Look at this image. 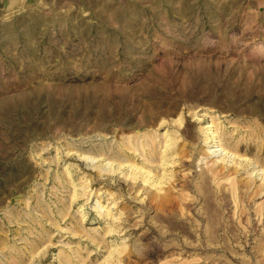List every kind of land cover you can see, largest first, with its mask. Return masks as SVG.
I'll return each instance as SVG.
<instances>
[{"label": "rangeland", "instance_id": "rangeland-1", "mask_svg": "<svg viewBox=\"0 0 264 264\" xmlns=\"http://www.w3.org/2000/svg\"><path fill=\"white\" fill-rule=\"evenodd\" d=\"M259 165L264 0H0V264H264Z\"/></svg>", "mask_w": 264, "mask_h": 264}, {"label": "bare ground", "instance_id": "bare-ground-1", "mask_svg": "<svg viewBox=\"0 0 264 264\" xmlns=\"http://www.w3.org/2000/svg\"><path fill=\"white\" fill-rule=\"evenodd\" d=\"M181 118V117H180ZM179 118V119H180ZM178 123V122H177ZM213 123V122H212ZM212 123L210 122L209 123V125H207V128H206V130H205V135H204V140H203V142H204V145H205V147L207 148V150L209 151V154H215V155H219V157H220V161H222L223 163H227V165L228 164H231L232 163V165L233 164H237L236 162H238V166L241 164V162H243L244 163V161H241V157H239L237 154H235V153H232V152H230L229 150H227V148H224L223 147V145L221 144V142L219 141V139H218V135H217V132H216V130H215V128L213 127V125H212ZM180 125V124H179ZM161 126V125H160ZM160 128V127H159ZM163 134H166V136H165V138H164V143H163V150H161L162 152H161V155H160V160H161V163H160V165L161 166H163L164 168H167L168 167V164H172V163H174L173 162V160H171V157L173 156L170 152H171V150L173 149V147L174 146H176L175 144H177L176 143V138H173L172 136H171V134L170 133H168L167 131H164V133ZM175 134V133H174ZM204 134V133H203ZM147 136V135H146ZM163 137V136H162ZM152 140V139H151ZM129 142V141H128ZM225 145V144H224ZM131 148V147H130ZM129 148V149H130ZM237 148V147H236ZM128 150V149H127ZM132 151H135L134 149L132 150ZM137 152V151H136ZM135 152V153H136ZM208 153V152H207ZM214 155V156H215ZM85 157V156H84ZM83 157V158H84ZM87 158H88V156H87ZM87 158H84V159H87ZM83 159V160H84ZM244 159V158H243ZM92 161L94 160V158L93 159H91ZM246 160H248V159H246ZM245 160V161H246ZM95 161V160H94ZM218 161V160H217ZM219 161V162H220ZM249 162V161H248ZM126 163V162H125ZM221 163V162H220ZM250 163H251V160H250ZM255 163V162H254ZM112 164V163H111ZM159 164V163H158ZM108 167H109V165H110V163L108 162L107 164H106ZM113 165V164H112ZM111 165V166H112ZM122 165V164H121ZM242 165V164H241ZM258 165V164H257ZM225 166V165H224ZM236 166V165H235ZM237 166V167H238ZM260 166V165H259ZM120 167V166H119ZM160 167V166H159ZM227 167V166H226ZM233 167H234V165H233ZM241 167V166H240ZM255 167V166H254ZM121 168V167H120ZM260 168H261V166H260ZM108 169H110V168H108ZM116 169V168H115ZM128 169H129V171H130V175H132V177L131 178H133V180H136V179H138V178H142L143 179V183L146 185H149L151 188L153 187L154 189H155V191H156V194L157 195H159V194H161L160 192L162 191V188L161 187H163L162 185H163V183H164V176H162L161 178H157V180H152L151 179V175H150V171H144L143 169H142V166H140V167H138V166H136L135 164H130L129 163V167H128ZM234 169H235V167H234ZM222 171L224 170V169H221ZM220 170V171H221ZM257 172H260V175H258V176H261V180H262V182H264V178H263V176H264V169H258L257 168ZM111 171V170H110ZM164 171V170H163ZM212 171V170H211ZM162 172V171H161ZM217 172V171H216ZM210 173V172H209ZM213 173V172H212ZM234 173V172H233ZM162 174V173H161ZM160 174V175H161ZM214 174H215V172H214ZM213 174V175H214ZM154 175V174H153ZM159 175V176H160ZM207 175V174H206ZM212 175V176H213ZM216 175V174H215ZM215 175H214V177H215ZM234 176V174H231V176ZM158 176V177H159ZM166 176V175H165ZM129 177V176H128ZM225 177V176H224ZM230 177V176H229ZM130 178V180H132ZM166 178V177H165ZM222 179H224V178H222ZM224 180H227L226 182H230V188H229V190H231L232 191V193H234V195L236 194L235 193V184L233 183V180L231 181V179H226V177H225V179ZM260 180V179H259ZM137 181V180H136ZM218 181V180H217ZM168 182V181H167ZM216 182V181H215ZM236 182V181H235ZM133 183H135V182H133ZM142 183V184H143ZM261 183V182H260ZM217 184H218V182H217ZM220 184V183H219ZM264 185V184H263ZM73 186V185H72ZM221 186V185H220ZM85 187V186H84ZM150 188V189H151ZM152 188V189H153ZM164 188V187H163ZM219 188V187H218ZM217 188V189H218ZM85 189H87V187L85 188ZM76 189H75V186H74V191H73V193H72V200H74L75 199V197H76V191H75ZM264 191V190H263ZM153 192V191H152ZM164 191H162V193H163ZM166 193V192H165ZM164 195H167V194H164ZM237 195H238V193H237ZM232 196V195H231ZM236 196V195H235ZM234 196V198H236ZM78 197V196H77ZM155 197V196H154ZM153 197V198H154ZM160 197V196H159ZM162 197V196H161ZM238 197V196H237ZM152 198V199H153ZM155 199V198H154ZM160 200V202L159 203H161V204H163V203H166L165 201H169L168 200V198H165L164 197V199H163V197L162 198H159ZM157 200H158V196H157ZM157 200H156V202H157ZM154 202V201H153ZM159 203H156L157 205L159 204ZM161 204L159 205V206H161ZM167 204V203H166ZM115 205V204H114ZM163 205H165V204H163ZM98 206V207H97ZM97 208H101V206H100V204H97ZM170 207V206H169ZM181 208V207H180ZM96 209V208H95ZM102 209H103V206H102ZM168 209V208H167ZM99 210V209H98ZM106 210V209H105ZM105 215H106V217H110V210H106L105 211ZM259 215H260V213H259ZM105 217V218H106ZM111 218V217H110ZM109 218V219H110ZM112 219V218H111ZM113 220V219H112ZM109 223V222H108ZM115 225V224H114ZM113 230H114V227H109L108 228V230H107V232H106V234H110L111 232H113ZM124 246V245H123ZM122 249H127L126 247H123ZM122 249H120V250H118L117 249V247L116 246H112V250L113 251H117V254L119 253H124L125 251L124 250H122ZM109 250V249H108ZM30 251V250H29ZM110 251V250H109ZM123 251V252H122ZM108 252V251H107ZM112 253V251H110V253H109V256H110V254ZM114 253H116V252H114ZM39 253H37V255H38ZM30 255H33V254H31V252H30ZM111 255H113V253L111 254ZM19 257V256H18ZM120 257V256H119ZM27 258V257H26ZM30 258L31 257H29V260H30ZM34 258V257H33ZM109 258H111V256L109 257ZM23 260V259H22Z\"/></svg>", "mask_w": 264, "mask_h": 264}]
</instances>
